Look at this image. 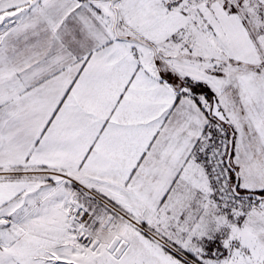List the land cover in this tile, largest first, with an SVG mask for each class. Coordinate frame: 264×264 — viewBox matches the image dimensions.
<instances>
[{"label":"snow or ice","instance_id":"obj_1","mask_svg":"<svg viewBox=\"0 0 264 264\" xmlns=\"http://www.w3.org/2000/svg\"><path fill=\"white\" fill-rule=\"evenodd\" d=\"M0 264H264V0H0Z\"/></svg>","mask_w":264,"mask_h":264}]
</instances>
